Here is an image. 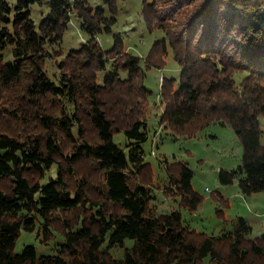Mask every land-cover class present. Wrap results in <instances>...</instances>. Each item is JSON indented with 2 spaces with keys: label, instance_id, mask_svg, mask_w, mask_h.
Wrapping results in <instances>:
<instances>
[{
  "label": "trees",
  "instance_id": "16d2710c",
  "mask_svg": "<svg viewBox=\"0 0 264 264\" xmlns=\"http://www.w3.org/2000/svg\"><path fill=\"white\" fill-rule=\"evenodd\" d=\"M103 1L115 12V0ZM35 2L0 0V264H264V233L250 238L244 217L232 219V230L207 234L184 224L178 209L156 213L142 147L151 92L145 70L164 67L170 48L180 71L160 80L159 124L187 137L228 123L242 155L236 169L220 171L221 184L240 175L242 194L264 191V0H142L147 28L165 34L143 61L120 37L101 47L96 35L115 21L101 6L51 0L35 24ZM72 8L89 37L49 76L46 45L62 40ZM7 45L10 60L1 51ZM119 132L126 150L113 140ZM172 164L173 186L161 189L196 210L202 197L191 187L192 171ZM215 199L224 201L219 193ZM37 221L44 240L53 226L64 242L53 254L38 256L32 245L16 252L20 230ZM126 238L133 243L114 257L110 248Z\"/></svg>",
  "mask_w": 264,
  "mask_h": 264
},
{
  "label": "rangeland",
  "instance_id": "374dc122",
  "mask_svg": "<svg viewBox=\"0 0 264 264\" xmlns=\"http://www.w3.org/2000/svg\"><path fill=\"white\" fill-rule=\"evenodd\" d=\"M50 1L40 0L30 5V17L35 24H38L42 15L49 10ZM70 1L73 2V0ZM85 1L92 9L101 6L105 16L115 17L109 32L103 30L96 35L104 49L111 48L115 38L120 37L125 50L140 57L143 61L154 41L165 37L162 30L147 28L142 17V0H115V12H112L103 0ZM88 37L89 34L82 27L76 9L72 8L62 40L59 44L46 45L53 56L45 58L46 73L49 76L56 74L58 71L56 61L63 58L70 50L80 48ZM1 51L5 60L12 59L9 45ZM56 51L59 52L57 55ZM164 59V67H152L145 70L143 78V83L151 90L149 106L146 107L145 114L147 115L148 140L142 144V147L144 148V160L150 163L153 172L151 185L155 197L151 201L152 209L156 213L178 209L183 223L197 232L218 234L222 229L232 230V219L244 217L252 228L248 234L250 238L264 233V191L249 195L242 194L237 183L240 175H237L230 184H221L219 180L221 170L231 171L241 163L242 145L232 127L228 123L212 122L199 129L194 136L184 137L171 133L159 124L162 108L154 105L159 101L160 80L162 77L177 79L180 71L170 48ZM103 74L104 72L98 73V83L101 82ZM258 122L262 130L260 143L264 144V114L258 116ZM113 140L121 149H127L123 132L116 133ZM174 162H181L192 171L191 187L202 197L196 210L181 206L178 197L161 189L167 188L165 187L167 184L173 186L167 179L166 168L168 165L173 166ZM55 170L54 166L46 173L52 175ZM44 180H47V177ZM217 193L222 195L223 202L215 199ZM49 230L51 235L44 240V230L39 221L31 231L21 229L14 250L20 252L25 245H32L38 256L56 253L60 244L64 242V235L53 226H50ZM132 243V239L126 238L123 246H113L110 252L114 257L120 258L123 256L124 248Z\"/></svg>",
  "mask_w": 264,
  "mask_h": 264
},
{
  "label": "clouds",
  "instance_id": "9594fccd",
  "mask_svg": "<svg viewBox=\"0 0 264 264\" xmlns=\"http://www.w3.org/2000/svg\"><path fill=\"white\" fill-rule=\"evenodd\" d=\"M151 153H153V151L151 150Z\"/></svg>",
  "mask_w": 264,
  "mask_h": 264
}]
</instances>
